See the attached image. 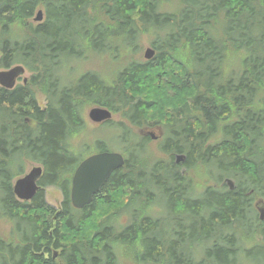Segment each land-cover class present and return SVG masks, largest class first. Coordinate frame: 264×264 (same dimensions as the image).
<instances>
[{"label": "trees", "instance_id": "trees-1", "mask_svg": "<svg viewBox=\"0 0 264 264\" xmlns=\"http://www.w3.org/2000/svg\"><path fill=\"white\" fill-rule=\"evenodd\" d=\"M143 32L156 54L127 60L112 80L72 69L88 52L115 57ZM15 64L30 76L0 86V217L13 222L0 264H56L51 246L64 264H119L127 250L140 264H235L244 243L264 246V0H0V70ZM91 105L121 115L112 139L124 164L77 209L70 178L86 144L73 138ZM155 115L162 157L134 132ZM29 163L43 167L41 189L20 201L12 184ZM199 166L218 186L198 187L189 172ZM47 185L63 194L58 211Z\"/></svg>", "mask_w": 264, "mask_h": 264}, {"label": "rangeland", "instance_id": "rangeland-1", "mask_svg": "<svg viewBox=\"0 0 264 264\" xmlns=\"http://www.w3.org/2000/svg\"><path fill=\"white\" fill-rule=\"evenodd\" d=\"M170 2H165V8H169ZM42 10L43 12V18L44 19V10L43 8H38L35 12L34 15L31 19V22L33 23H37L36 21H34V16L36 15V12L38 10ZM41 20V21H42ZM131 39H134L132 37H129ZM135 43L138 42V44L134 47V45L132 46V48H127L126 50L118 48L117 51L115 52V57H111L107 54H102V53H95V52H88L85 55V58H82L79 61H76L75 65H72V69L76 70L77 73L78 72H84L86 70H95L97 72H99L103 78H106L107 80H112L114 77V74L117 70H120L127 62V60L129 59H133L136 61H145L146 59L144 58L143 54L144 51L147 47H152L151 43H150V34H148V32H143L140 37L137 40H134ZM153 48V47H152ZM156 54V53H155ZM72 63V62H71ZM70 63V65H71ZM178 73V72H176ZM29 76H30V72L26 69L25 73L20 77V79H18L17 83H22V79L26 78V81L29 80ZM176 76V74H175ZM35 95H36V99L38 104L43 107L46 102H45V97L44 95L38 90L35 89ZM94 107V105H91L89 107L86 108L85 110V118H86V126L84 129H82L79 132V140L78 142H83L87 145V149H89L88 152L97 150V145H93V142L95 141V139L97 137L101 138L105 140L109 145V149L110 150H114L119 152L118 149V144L117 141H115V139H112L114 136H118L121 135V131L120 129L116 128V124L115 122H119L122 121V117L119 113H112V117H111V121H113L114 123H108L106 124V126L98 128L97 126L94 125V123H92L89 118L87 117V111L91 108ZM147 131H150L152 134V138H149L148 140V148L150 150V152L154 153L156 156L158 157H162L161 154L158 152L157 150V145L160 141V139L162 138L163 134H164V129L162 127V125L159 122V118L155 115L150 119V123L144 125L142 128H135L134 132L137 135H141V134H148ZM85 149L82 150L79 155L83 156ZM34 166L33 163H29L25 169V172H28L30 170V168ZM209 176H211V178L213 179L214 177L216 178L217 175H219V172L217 171V169L215 168H211ZM189 176L192 177V179L195 181V183L197 185L200 186H205V185H214V186H218L219 183H215L212 180H208V178H206L203 169L201 168V166L194 168L191 172H189ZM226 179V177H225ZM230 179V178H228ZM232 180V179H230ZM233 185H234V181L232 180ZM225 185H227L226 182H224ZM45 191V202L52 206L56 211H58L60 209L61 206V200H62V194L61 191L59 190V188L57 186H49V187H45L44 188ZM98 199L100 200V197H98ZM259 198H256V200H258ZM255 201V200H254ZM50 213V212H49ZM49 213H47V216L50 217V219L54 222V215H50ZM257 215L258 214V210H257ZM126 216V212L121 211L117 216H116V222L121 223L124 221ZM164 216H167V214L164 213ZM13 222L11 220H9V218L7 217H0V238L2 239H6L10 236L11 234V230L13 228ZM250 230V228H248V226L245 227V232L248 233V231ZM256 240H259L260 237L258 236V234L256 235ZM245 248L247 249L246 254H241L240 255V259L236 260L234 263L235 264H264V246L263 244L259 243V242H255V241H250V242H246L244 243ZM58 251V250H57ZM119 259L121 261L122 264H140L136 261L135 258L132 257L131 252L129 253V251H125L124 253L119 255ZM56 261H60V259H58V256L56 257ZM134 261V262H133ZM58 264H61L60 262Z\"/></svg>", "mask_w": 264, "mask_h": 264}, {"label": "water", "instance_id": "water-1", "mask_svg": "<svg viewBox=\"0 0 264 264\" xmlns=\"http://www.w3.org/2000/svg\"><path fill=\"white\" fill-rule=\"evenodd\" d=\"M43 18L42 10H38L34 16V21L40 22ZM155 51L151 47H147L144 51V58L151 59ZM25 68L21 64H16L8 69L0 70V86L11 89L15 86L18 77L22 76ZM26 78H23V83ZM87 117L93 123H99L109 120L112 117V112L103 107H91L87 111ZM184 160L183 154L175 156V163H181ZM124 158L117 151H103L92 154L83 159L76 167L72 175V185L70 189L71 204L74 208L81 209L92 201L93 195L102 187L110 174L117 168L122 167ZM40 166H33L25 175L17 178L13 182V193L20 201H28L32 198L37 190L36 180L41 174ZM231 189L233 186L232 180L226 178ZM256 209L259 213V220L264 219V202L257 200L255 202Z\"/></svg>", "mask_w": 264, "mask_h": 264}, {"label": "flooded vegetation", "instance_id": "flooded-vegetation-1", "mask_svg": "<svg viewBox=\"0 0 264 264\" xmlns=\"http://www.w3.org/2000/svg\"><path fill=\"white\" fill-rule=\"evenodd\" d=\"M152 48V47H151ZM154 49V48H153ZM155 51V53H156V50H154ZM13 66V65H12ZM21 77V76H20ZM20 77H18L17 78V80H16V84H18L17 83V81H18V79H20ZM15 84V85H16ZM23 84V83H22ZM94 106H96V105H94ZM84 113H85V111H84ZM84 118H85V115H84ZM85 120H86V118H85ZM110 120V119H109ZM109 120H105V121H102V122H99V123H94V125L95 126H97L98 128H101V127H103L104 125H105V123L107 122V121H109ZM93 123V122H92ZM143 127V126H142ZM142 127H139V128H142ZM138 128V129H139ZM147 133L148 134H141V135H139V136H142V137H147V138H152L153 136L151 135L152 133L150 132V131H147ZM79 136V135H78ZM75 137V138H73V141H74V143H81V142H78V140H79V137ZM97 140H101V138L100 137H97L96 139H95V141L93 142V145H95L96 146V142H97ZM103 140V139H102ZM85 149V151L86 152H84V154H83V156H80V160H79V162H78V164L83 160V159H85V158H87L88 156H90V155H92V154H96V153H99V152H103L102 150H99L98 148H97V150H94V151H91V152H88L89 151V149H87V145H86V147L84 148ZM84 149H82V150H84ZM113 151V150H112ZM34 164V166H40L41 167V169H42V171H41V174H40V176L38 177V179L36 180V185L38 186L37 187V190H36V192L39 190V189H41V187H40V185L38 184L39 183V179H40V177L42 176V174H43V167L41 166V165H39V164H36V163H33ZM77 164V165H78ZM77 165H76V167H77ZM33 167V166H32ZM31 167V168H32ZM76 167L74 168V170H73V172H72V174H71V178H70V189H71V185H72V182H71V180H72V175H73V173H74V171H75V169H76ZM30 168V169H31ZM29 172V171H28ZM27 172H25L24 171V173L22 174V175H20V176H18V177H16L14 180H13V182L17 179V178H19V177H21V176H23V175H25ZM12 186H13V184H12ZM49 186H56V185H47V186H45V187H49ZM45 187H42V190H43V194H44V199H45V191H44V188ZM58 187V186H57ZM234 186H232V188H233ZM59 188V187H58ZM102 188V187H101ZM100 188V189H101ZM12 189H13V187H12ZM100 189L93 195V197H92V199L96 196V195H98L99 194V191H100ZM230 189V188H229ZM60 190V189H59ZM61 191V190H60ZM36 192H35V194H36ZM34 194V195H35ZM61 194H62V192H61ZM33 195V196H34ZM33 196H32V198H33ZM31 198V199H32ZM30 199V200H31ZM30 200H28V201H30ZM62 200H63V194H62ZM62 200H61V202H62ZM70 201H71V199H70ZM259 214V213H258ZM258 218H259V215H258ZM50 250H51V259L53 260V261H55V263L56 264H58L59 262L61 263V264H64L63 263V261L62 260H60L59 262L58 261H56V257L58 256V251L56 250V249H53V247L51 246L50 247ZM46 254L44 255V257L46 258ZM132 257L133 258H135L134 257V255H132ZM136 259V258H135ZM137 261V260H136ZM118 262H119V264H122L121 263V261H120V259H119V257H118ZM134 262V261H133ZM138 262V261H137Z\"/></svg>", "mask_w": 264, "mask_h": 264}, {"label": "bare ground", "instance_id": "bare-ground-1", "mask_svg": "<svg viewBox=\"0 0 264 264\" xmlns=\"http://www.w3.org/2000/svg\"><path fill=\"white\" fill-rule=\"evenodd\" d=\"M16 65V64H15ZM14 66V65H13ZM23 66V65H22ZM12 67V66H11ZM24 67V66H23ZM10 68V67H9ZM25 68V67H24ZM8 69V68H7ZM25 70H26V68H25ZM25 73V72H24ZM22 83H23V79H22ZM26 83V82H25ZM25 83H23V84H25ZM16 84V83H15ZM94 107H99V106H94ZM104 108V107H103Z\"/></svg>", "mask_w": 264, "mask_h": 264}]
</instances>
